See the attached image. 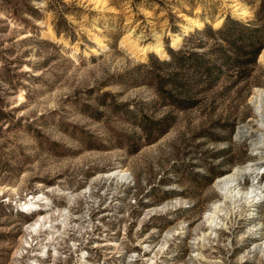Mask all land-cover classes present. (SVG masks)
Here are the masks:
<instances>
[{
	"label": "rangeland",
	"instance_id": "1",
	"mask_svg": "<svg viewBox=\"0 0 264 264\" xmlns=\"http://www.w3.org/2000/svg\"><path fill=\"white\" fill-rule=\"evenodd\" d=\"M256 10V0H0V264H264V173L257 203L227 205L226 229L204 249L198 239L221 199L216 180L258 158L237 132L261 124L264 50L214 85L189 73L186 109L159 63L169 48L212 58L216 41L199 32Z\"/></svg>",
	"mask_w": 264,
	"mask_h": 264
},
{
	"label": "trees",
	"instance_id": "2",
	"mask_svg": "<svg viewBox=\"0 0 264 264\" xmlns=\"http://www.w3.org/2000/svg\"><path fill=\"white\" fill-rule=\"evenodd\" d=\"M256 2L257 10L252 21L243 22L228 16L220 28L206 25L205 30L199 32L216 41L209 53L212 58L198 51L168 49L169 60H161L159 63L166 73V83L172 86V90H165L173 105L183 109L193 106L185 96L189 85L194 84L188 78L191 72L201 77L198 82L214 85L225 66L242 72L258 63L264 50V0ZM165 132L162 131L163 134Z\"/></svg>",
	"mask_w": 264,
	"mask_h": 264
},
{
	"label": "bare ground",
	"instance_id": "3",
	"mask_svg": "<svg viewBox=\"0 0 264 264\" xmlns=\"http://www.w3.org/2000/svg\"><path fill=\"white\" fill-rule=\"evenodd\" d=\"M160 47V46H159ZM156 48L157 51L162 52L163 49ZM264 58V52L262 54ZM258 99L262 104L264 102V89H258ZM264 105V103L262 104ZM259 117L258 123L259 130H253L249 125H243L239 128L237 132V137L241 140H251V144L256 155L257 160L247 164L242 168H236L231 173L219 177L215 182V188L220 194L221 199L218 200L211 206V209L207 215L206 221V233L201 235L199 239L201 246L200 249H204L208 244L210 238H216L218 233L226 229V223L224 217L225 209L228 205L232 213L238 212L242 206L251 207L257 203V198L259 195L258 185L254 181L264 173V109L257 112ZM119 175V173L114 172L109 174V177ZM125 176V175H122ZM250 178L253 180L252 185L247 190L241 188L242 181L245 178ZM33 203L26 204L27 206L32 205ZM41 226V225H40Z\"/></svg>",
	"mask_w": 264,
	"mask_h": 264
}]
</instances>
